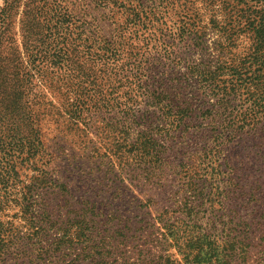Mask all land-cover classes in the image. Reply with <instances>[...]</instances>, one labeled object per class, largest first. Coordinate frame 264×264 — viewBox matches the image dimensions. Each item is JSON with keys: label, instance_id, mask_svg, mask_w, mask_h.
<instances>
[{"label": "rangeland", "instance_id": "obj_1", "mask_svg": "<svg viewBox=\"0 0 264 264\" xmlns=\"http://www.w3.org/2000/svg\"><path fill=\"white\" fill-rule=\"evenodd\" d=\"M3 2L0 0V10ZM23 3L24 0H8L7 4H11L12 12L10 16H5L0 34V68L3 61L9 59L7 56L16 57L21 54L18 22ZM79 3H82L81 0H77L76 4ZM213 4L206 3L205 0H188L186 7L191 10L193 18L192 40L175 49L176 57L181 62L177 70L178 75L182 76L188 68L195 66L197 72L211 78L210 83L193 82L190 86L179 89L178 103L181 108L188 107L192 111V119L184 125L186 131L182 133L181 138L176 134L177 139L173 145H166L168 150L159 148L161 162L153 163L149 171L145 170L149 166L148 163L139 165L131 160L126 162L121 159V155L128 149H115L117 141L134 142L139 136L141 129L140 126L132 124L133 118L127 121L111 120L103 112L97 115L87 112L81 119L83 125L72 126L64 113L67 109L66 98H71L68 89L63 87L64 84L58 83L55 84L56 88L50 87V82L53 85L56 80L50 74V81L47 82L41 80L38 75L32 78L28 87L33 98L30 101L36 100L38 105L30 104L29 107L32 108L33 115L38 116L35 128L38 129L42 149L38 150L34 160L13 159L4 165L15 166L16 180L19 182L17 190L9 194L8 204L3 206L0 212V222L12 229L15 244L11 247L15 253L8 258L7 264H69L77 251L67 257L57 253L60 257L56 259L46 257L44 252L53 249L52 242L59 238L67 227L63 224L65 220L73 218L75 211L78 212L85 202L94 204L95 211L101 215L97 225L102 235L115 231L111 226L117 223V219L122 221V225L128 226L125 233L132 238L124 239L115 255L118 260L125 258L129 262L140 264L157 261L168 255L170 261L177 260V264H184L177 251L159 235L163 232L159 216L166 211L179 210L174 207L175 202L189 198L196 206V222H180L179 234L184 236L191 231L211 234L214 230L222 228L221 225L215 229L212 227L214 216L220 215L216 200L222 199L230 190L232 193L228 196L235 204L234 207L241 210L239 215L242 217L234 223L239 224V230H243L241 224H246L250 234L247 240L242 238L240 244L248 252L246 260L233 259L231 264H264V128L256 134L241 135L232 132L231 137L235 140L231 144L230 136L216 137L211 126L213 121L226 126V121L231 118L239 120L263 116L259 114L263 108H254L253 112L246 111L248 97L244 90L226 96L231 92L226 83V68L241 65L245 55L258 42V38L245 32L249 28L253 29L248 22L234 21V17L229 19V10L222 9L219 4ZM120 12L119 5L110 1L107 6L90 13L97 20L100 36H104V40H122L121 43L125 47L120 49L122 55L132 58L131 47L125 42L128 35L120 38L124 34L118 33L124 23ZM169 20L171 26H177L174 23L176 18L172 16ZM259 36L264 38L260 34ZM12 63L8 62L6 66L9 64L11 67ZM17 68H20L19 65ZM153 70L158 71L157 68ZM3 75L0 74V78L4 77L6 81V75ZM142 82H147V77ZM148 87L150 89V86ZM257 89L262 97L252 100H255L259 107L264 104V81L263 86ZM41 91L46 100L37 99L36 96H39ZM49 102L52 104L49 105ZM140 102L142 105H133L135 112L132 111V114L135 115L138 108L141 112L149 110L151 117L148 126L156 133L154 138L157 139L160 137L157 130H168V125H171L175 118H169L167 115L162 118L156 110L150 107L148 109L146 100L141 99ZM0 105L11 110V103ZM178 130L180 127L175 129ZM18 132L20 134L21 131ZM170 133L173 132L170 130ZM168 134L163 133V136ZM4 137H7V134L0 133L2 148H6L8 144ZM167 141L172 143L173 138L168 136ZM13 143L14 148L18 150L17 141ZM43 149L51 154L52 161L47 171L51 172V175L55 174L59 183L66 185L69 194L67 195L66 190L50 189L42 196L48 212L38 211L43 205L40 201L34 202L30 211L22 212L17 199L20 198L23 187L33 184L35 167L39 164ZM110 152H115V158ZM173 167L176 178L171 175L170 168ZM226 172L234 178L230 181V186L226 185ZM186 173L188 177L183 180ZM185 183L188 185H184ZM237 199L241 201L237 202ZM252 199L256 200L255 204H252L255 207L253 216L251 210L246 208ZM144 205L148 207L144 208ZM49 212L54 219L47 218ZM41 216L46 218L43 227L45 234L39 229ZM61 216L63 218L59 219ZM53 222L56 223L52 225ZM71 228L69 235L73 236L76 228ZM37 237L40 245H32L36 243Z\"/></svg>", "mask_w": 264, "mask_h": 264}, {"label": "trees", "instance_id": "obj_2", "mask_svg": "<svg viewBox=\"0 0 264 264\" xmlns=\"http://www.w3.org/2000/svg\"><path fill=\"white\" fill-rule=\"evenodd\" d=\"M3 1L0 10V34L5 16H10L12 12L11 4H7L8 0ZM110 1L119 5L124 23L118 33L124 34L120 38L128 35L125 42L131 47L132 58L122 55L120 49L125 48L121 43L122 40H104L105 37L100 36L97 20L90 13L107 6ZM81 2L77 5V0L73 2L24 0L21 5L18 22L21 54L16 57L7 56L9 59L3 61L0 68V74L6 75V81L4 77L0 78V104L12 105L11 110L0 105V133L7 134L4 140L8 143L6 148H2L3 140H0V153H2L0 164H3L0 166V212L3 206L8 204L9 194L15 193L19 183L16 180L15 166L4 165L9 164L13 159L34 160L38 150L42 149L37 134L38 129L35 128L38 116L33 115L32 108L29 107L30 104L38 105L36 100L30 101L33 98L28 88L35 75L47 82L50 81L48 77L50 74L56 79L53 85L50 82V87L56 88L55 84L62 83L63 87L68 89L71 98H66L67 109L64 113L72 126L83 125L81 119L87 112L93 115L103 112L111 120L127 121L133 118L132 124L140 126L141 129L139 136L134 142L117 141L115 149L118 151L128 149L124 151L123 156L121 155V159L126 162L131 160L139 165L148 163L146 171L150 170L153 163L161 162L159 148L168 150L166 145H173L177 139L176 134L181 138L182 133L186 131L184 125L192 119V111L188 107L181 108L178 103L179 89L186 88L193 82L210 83L211 78L197 72L195 66L188 68L182 76L178 75L177 70L181 62L176 57L175 49L192 40L193 35L191 30L193 18L190 14L191 10L186 7L188 0H81ZM205 2L219 4L222 9L229 10V19L234 17V21L248 22L253 29L249 28L245 32L258 38V42L245 55L241 65L226 68V76H228L226 83L228 89L231 88V92L226 96L244 90L248 97L246 111L263 108L262 112L259 111L263 116L239 120L231 118L226 121V126L216 121L210 122L213 124L211 126L216 137L228 135L232 144L235 140L231 137L232 132L248 135L256 134L264 128V104L257 107L258 103L252 100L255 97H262L257 88L263 86L264 81V38L259 36L260 34L264 37V26L262 27L264 0H205ZM172 16L177 19L174 21L177 26L170 25L169 19ZM8 62H13L11 67L9 64L6 66ZM18 65L20 68H17ZM153 68H157L158 71H154ZM9 69L12 72L8 71ZM16 70L17 72L14 73ZM145 77L147 82H142ZM42 94L43 91L36 96L37 99H45ZM141 99L146 100L148 109L150 107L156 110L160 117L167 115L169 118H175L171 125L167 124L168 130H157L160 135L156 137L157 139L154 138L156 133H153L152 128L148 126L151 112L146 109L141 112L138 108L136 114H132V111L135 112L134 104L142 105ZM51 104L49 102V105ZM173 127L175 129L180 127V130L175 131ZM170 130L173 133H170ZM18 131H21L20 134ZM163 133L169 134L163 136ZM168 136L173 138L172 143L167 141ZM15 140L18 150L14 148ZM110 154L115 158V152ZM51 161V154L43 149L39 164L35 167L36 176L33 184L23 187L20 198L17 199L22 212L30 211L34 202L40 201V204H43L42 196L50 189L67 192L66 185L59 183L55 174L51 175L52 173L47 171ZM170 171L176 178L175 167L170 168ZM225 174L226 185L230 186V181L234 178L230 173ZM183 177V180H186L188 174H184ZM152 186L155 187V184ZM230 192L232 193L231 190ZM230 192H226L222 199L216 200L220 215L214 216L212 227L215 229L221 225L222 228L218 229V232L214 230L210 234L191 231L184 236L179 234L180 222L186 220L196 222L194 214L196 206L189 198L175 202L174 207L179 210L166 211L159 216L163 230L159 235L177 251L184 264H231L233 259L246 260L248 252L240 244L242 238L245 241L250 234L246 224H241L243 230H239V224L234 223L236 219L242 217L239 215L241 210L234 207L235 204L228 196ZM255 201L252 199L246 205V208L251 210L252 216L255 213V207L252 205ZM146 207L148 206L144 205V208ZM38 211L48 212L44 204ZM48 216L47 218L50 219L55 218L50 212ZM99 218L101 215L95 211V205L85 202L78 212L75 211L73 218L65 220L63 224L67 227L61 236L52 242L53 249L45 251L44 255L56 259L60 257L57 253L67 257L77 251L75 258L69 264H139V262H129L125 258L118 260L115 256L124 239L132 238L125 233L128 226L122 225V221L117 219V223L111 226L115 231L102 235L97 225ZM45 221L46 218L41 216L39 229L43 234L46 232L43 229ZM55 223L53 222L52 225ZM4 226L7 227L0 222V264H7L8 258L15 253L14 248L11 250L15 245L12 229ZM70 227L76 228L73 236L69 235ZM35 239L36 243L32 245H40L38 237ZM170 260L167 255L157 261L140 264H177V260Z\"/></svg>", "mask_w": 264, "mask_h": 264}]
</instances>
